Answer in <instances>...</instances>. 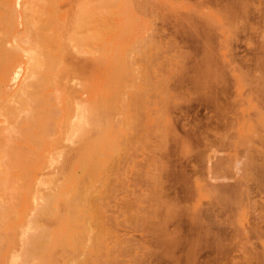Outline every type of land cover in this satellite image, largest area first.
Segmentation results:
<instances>
[{"label":"rangeland","instance_id":"rangeland-1","mask_svg":"<svg viewBox=\"0 0 264 264\" xmlns=\"http://www.w3.org/2000/svg\"><path fill=\"white\" fill-rule=\"evenodd\" d=\"M128 3L129 21L112 20L116 51L133 43L130 54L136 52L133 59L128 54L130 68L112 67V75L121 73L112 85L113 182L98 193L79 188L76 194L87 211L89 196H104L97 203L91 198L89 209L97 212L90 213L91 224L103 226L93 227L101 247L95 264H264V0ZM136 89L144 98L133 108L125 92ZM60 180L35 183L33 195L18 198L24 215L41 193L58 192ZM76 196L71 201L80 208ZM54 197L62 212L66 198ZM43 216L42 223L54 226V218ZM17 227L7 232L4 260L29 264L22 262Z\"/></svg>","mask_w":264,"mask_h":264},{"label":"bare ground","instance_id":"bare-ground-1","mask_svg":"<svg viewBox=\"0 0 264 264\" xmlns=\"http://www.w3.org/2000/svg\"><path fill=\"white\" fill-rule=\"evenodd\" d=\"M128 7V0H0V124H2L0 125V264L12 262L10 260L9 263L5 262L4 252L6 246L11 245L8 242L7 232L10 230L12 234L11 229L17 226H19V236L22 238V250L20 249L22 262L56 264V246H60L57 247V250L60 248L59 254L57 253L58 256L60 255L58 257L60 264L98 262V259L96 261L94 259L97 258L96 253L99 250L96 247H100L97 246L96 238L100 233L93 227L96 226L98 229L100 226L98 223L92 225L93 215L97 212L89 209L93 201L99 202L103 195L101 194L99 199L97 198L99 195L96 197L94 194L97 198L95 200L94 196L93 198L89 196L93 201L89 200V204L87 203L90 211L88 212L87 208H81L83 203L85 207V202L82 200L84 197L81 199V196L76 194L79 188L82 190L91 188L98 193L101 189L104 190L107 184L113 182L112 147L114 149L117 147L115 148L112 142V90L115 91L112 88L115 76L114 73V76L112 75V67L115 65L130 68L131 61L128 54L133 55L136 52L130 54V50L133 49L129 46L133 43L127 45L125 50L116 51L119 45L112 42V30L117 26L112 25V20L124 17V23H127L130 19ZM125 25L127 24L123 26ZM130 47L132 48V45ZM121 51L126 56L119 59V55H122ZM141 71L139 73L144 72ZM119 75L115 76L116 80H119ZM147 77L145 78L148 80L150 77ZM141 82L144 83L142 79ZM137 90L126 91L127 96L122 95L128 98L124 102L128 101L129 106H135L133 108H136V103L144 98L143 93ZM151 90L149 86L145 94L151 93ZM119 96L121 97V93ZM153 114L152 112V116ZM145 116L149 115L145 114ZM120 119L122 120V117ZM132 134L134 135V132ZM118 148L122 149V147ZM116 152L118 153V150ZM52 162H56L57 166L53 167L55 168L53 172L51 169L48 172ZM57 178L61 179V184L58 185L60 187L57 188L61 195L56 191V193L50 191V188L47 191L43 190L45 191L43 193L39 189L41 199H38L41 201L35 202L36 204L31 207L32 211H28L29 214L25 216L26 212L24 213L22 209L23 202L18 201V198H24L30 193L33 195L32 190L36 189L35 183L48 185ZM54 196L66 198V201H63L64 206L60 202L63 207L62 212L58 211L59 208L57 209L56 203L52 201L54 198L57 199ZM75 196L79 198L77 205L81 206L80 208H75L76 205L71 201ZM28 208L30 210V207ZM43 215L54 218L52 220L55 221L54 226L42 223L39 219L41 216L45 217ZM84 218L90 223L88 221L86 223ZM100 225L103 227L102 224ZM100 243L99 241L98 245ZM18 257L16 255L15 259Z\"/></svg>","mask_w":264,"mask_h":264}]
</instances>
